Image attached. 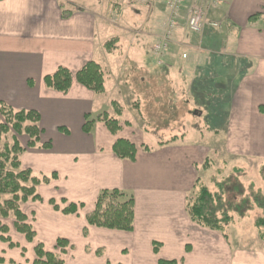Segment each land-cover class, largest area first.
Here are the masks:
<instances>
[{
	"label": "crops",
	"instance_id": "0c3cea01",
	"mask_svg": "<svg viewBox=\"0 0 264 264\" xmlns=\"http://www.w3.org/2000/svg\"><path fill=\"white\" fill-rule=\"evenodd\" d=\"M138 3L143 5L134 10L133 21L138 23L136 16L143 10L147 17L135 32L131 23L121 22L113 28L101 16L100 3L92 0H0V103L39 115L41 148L26 149L19 156L20 165L37 178L56 175L36 187L40 201L21 205L35 232V243L52 251L57 239L67 240L72 249L64 256V264H158V260L264 264V254L237 253L220 233L196 226L186 212L187 199L195 187L208 189L201 184L204 175L208 185L212 182L206 174L210 166L226 161L220 154L235 157L241 153L244 158L256 149L264 150V0H224L207 9L205 22L219 23L220 27L207 24L200 34L187 31L186 18L193 3L207 7L208 2L186 0L161 65L156 64L150 50L162 35L165 5L163 0ZM124 10L128 9L121 8L120 14ZM118 18L124 21V15ZM181 30L183 39L179 38ZM110 32L115 44L108 52L104 47L107 36L101 35ZM176 44L180 45L178 51ZM91 61L103 72L102 94L95 95L75 81L66 94L45 87L43 78L57 68L75 74ZM131 66L148 74L151 81L139 80L141 93L128 92L126 98L123 89ZM152 66L163 71L157 76L152 72L151 77ZM150 83L167 89V100L174 99L171 107L181 110L182 117H212L214 129L208 140L201 133L192 140L185 134L152 146L142 144V134L134 132L127 122V102L135 99L143 107L142 92L150 91ZM217 84L225 91L212 94L210 90ZM170 92L180 95L171 97ZM154 96L149 94L150 100ZM223 99L224 104L219 105ZM112 103L119 115L109 113ZM102 114L117 120L121 130L110 133L96 120ZM86 116L96 120L90 133L82 129ZM21 138L25 146L28 139ZM119 139L135 145L134 161L114 154L113 145ZM47 145L48 149L42 148ZM263 156L259 154V159ZM207 160L210 162L205 164ZM113 189L133 197L131 232L86 223L98 194ZM69 204H75L77 212L61 213ZM0 224L7 228V234L0 233V238L10 240H0V264H31L35 259L32 243L14 230L12 218L0 220ZM155 244L157 253L153 252Z\"/></svg>",
	"mask_w": 264,
	"mask_h": 264
},
{
	"label": "trees",
	"instance_id": "16d2710c",
	"mask_svg": "<svg viewBox=\"0 0 264 264\" xmlns=\"http://www.w3.org/2000/svg\"><path fill=\"white\" fill-rule=\"evenodd\" d=\"M69 13L64 14L66 19ZM252 18V17H251ZM264 26V22H263ZM112 42L105 43V50L110 52ZM75 81L80 86L95 95L104 92V75L99 65L94 62L86 63L75 74L70 73L63 67L57 68L54 74L45 76L43 83L49 90L66 94L72 82ZM115 113L119 115L117 105L112 103ZM97 121L105 124L113 135L121 130L119 122L113 118L102 114L97 117ZM95 119L85 117L83 125L84 133H90ZM12 133L11 144L3 142L4 137ZM42 131L39 127V115L34 111H16L0 103V220L13 219L14 230L24 236L28 243H33L35 232L28 223L26 215L21 210V205L26 202L40 201L36 193V187L46 184L55 179L56 175L50 177H34L29 170L21 168L19 156L26 149L41 148L38 146ZM28 139L25 146L21 144L20 138ZM171 139L170 141L174 140ZM49 145L42 148L48 149ZM144 150L148 151L146 147ZM113 152L119 159L134 161L137 153L134 144L128 140L119 139L113 145ZM221 199L216 194H211L205 186L195 187V191L187 199L186 212L196 226L224 234V223L228 219L227 215H218L214 207V200ZM52 205L54 203L51 201ZM58 210V206H53ZM78 207L69 204L61 209L63 214H74ZM134 220V200L129 194L120 190H102L96 199L93 211L86 216L88 226L104 228L108 230L131 232ZM255 228L258 231V239L264 243V210L263 215L256 219ZM0 233L7 234L5 225L0 224ZM225 238V237H224ZM3 242H10L8 238H0ZM10 247L16 245L10 243ZM72 249L71 244L65 239H57L52 251H45L42 244L34 246L35 259L31 264H64V256L68 250ZM158 245L155 244L153 252L157 253ZM182 261L158 260V264H180Z\"/></svg>",
	"mask_w": 264,
	"mask_h": 264
},
{
	"label": "rangeland",
	"instance_id": "374dc122",
	"mask_svg": "<svg viewBox=\"0 0 264 264\" xmlns=\"http://www.w3.org/2000/svg\"><path fill=\"white\" fill-rule=\"evenodd\" d=\"M92 2L93 4L97 2L100 3L101 16L111 22L109 24H112L113 28L120 26L121 22H125L127 25L131 23L130 29L139 32L140 25L144 23L143 20L147 17V12L143 10L140 17L136 16L138 23L136 24L133 21L134 10H139V5H143L138 3L139 0H92ZM123 7L128 10H124L122 14H120L121 8ZM66 10H69V7L66 8ZM123 15L124 21H120L118 16ZM141 27H143V25H141ZM116 31L117 30L113 31L112 34L116 33ZM183 32L184 31L181 30L179 38L183 37ZM105 35L107 36V42H112L110 47L113 49L115 39L111 38V32L101 36ZM138 40L141 41L140 36ZM174 48L175 51H178L180 50V45L176 44ZM161 71H163L162 67L152 66L150 67L149 72L151 73H149V75L152 77L154 73L155 76H157ZM128 72L126 82L128 85L123 89L126 98L130 95L128 92L132 94L141 93L138 89L139 80L149 79L151 81L150 77H147L148 74H142V72L135 69L134 66H131ZM149 88L150 91L145 90L142 92L145 97L142 102L145 104L143 107H140V104L135 101V99H128L127 102L129 107L127 110L128 115L126 116L127 122L132 124L134 132L137 131L142 134L139 138L142 144L152 146L157 143V141L171 140V136L181 137L185 134L186 138L192 140L193 135H199L201 133L205 138L207 137L208 140L209 136L212 135L211 130L214 129L211 128L213 127L212 117L206 115L182 117L181 110L171 107L170 103H174V99L171 101L167 100V89L164 90L162 85L155 84L154 86L152 83H150ZM193 89L196 88L193 87ZM210 91L214 92L212 94L216 92L220 94L224 92L225 89L222 85L217 84L211 88ZM151 93L155 95L152 100L149 98V94ZM175 94H177V98L180 95V93L170 92L171 97ZM124 100L127 101V99ZM176 101L181 102L178 100ZM224 102L225 100L223 99L217 103L223 105ZM108 109L111 115L115 113V109H111V107ZM195 113L196 110L193 114L195 115ZM204 114L206 113L204 112ZM221 134L222 140L224 137L223 132H221ZM11 136L12 133L7 134L3 142L11 144ZM22 139L23 138H20V141ZM202 144H204V142ZM1 146L2 143L0 144V148ZM259 154L263 156L264 150L256 149L252 152L251 156L245 154L247 157L251 158L252 164H249L248 158H243L241 155L244 154L241 153H235V157L220 154V159L224 158L226 161H215L218 163L210 166L209 171L206 172L209 176L211 175L210 179L212 182L208 185L205 175L201 181V184L207 185L212 194L215 193L216 196L221 198L215 199L213 204L218 215L228 216V219L224 223V234H220L225 237L230 248L237 253H239V251H257L264 254V243L258 239V231L254 225L256 219L263 215L264 210V156L259 159ZM233 158L238 159L234 160ZM208 162L210 161L207 160L205 164ZM206 169L207 168H205V170ZM36 245L34 239L32 246L34 247Z\"/></svg>",
	"mask_w": 264,
	"mask_h": 264
},
{
	"label": "built area",
	"instance_id": "2783aa9c",
	"mask_svg": "<svg viewBox=\"0 0 264 264\" xmlns=\"http://www.w3.org/2000/svg\"><path fill=\"white\" fill-rule=\"evenodd\" d=\"M167 19L163 24V32L157 42L151 47V53L156 60L157 65L163 64L162 58L169 50L171 38L174 31L179 25L181 18V10L185 6L186 0H163ZM208 6L193 3L190 6L188 16L186 18V28L192 34H200L204 27L208 24L209 27L217 29L220 27L219 23L211 22L206 23V10L219 6L224 0H207ZM184 57V56H183Z\"/></svg>",
	"mask_w": 264,
	"mask_h": 264
}]
</instances>
